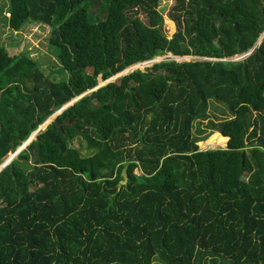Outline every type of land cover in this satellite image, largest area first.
<instances>
[{
	"label": "trees",
	"instance_id": "16d2710c",
	"mask_svg": "<svg viewBox=\"0 0 264 264\" xmlns=\"http://www.w3.org/2000/svg\"><path fill=\"white\" fill-rule=\"evenodd\" d=\"M159 4L8 1L13 29L51 27L68 76L0 44V164L94 90L0 171V264H264V0H176L171 35ZM167 53L199 58L96 88ZM212 102L231 115L211 121L208 144L222 146L204 150L192 128Z\"/></svg>",
	"mask_w": 264,
	"mask_h": 264
},
{
	"label": "rangeland",
	"instance_id": "374dc122",
	"mask_svg": "<svg viewBox=\"0 0 264 264\" xmlns=\"http://www.w3.org/2000/svg\"><path fill=\"white\" fill-rule=\"evenodd\" d=\"M9 0H3L1 6L7 7ZM176 0H160V4L158 9L163 15L162 27L166 31L168 35H171L176 31V24L172 20L169 11L171 7L175 4ZM0 6V9L2 8ZM96 7H93L95 9ZM92 9V10H93ZM96 10V9H95ZM140 17L148 21V17L144 12L139 13ZM0 23L2 27V31L0 34V44L5 46L7 50L11 54H15L18 52H25L30 57L34 58L38 61L41 69L44 71L46 75H48L53 80H61L65 79L68 76V72L63 69L62 62L59 57V47L52 44L50 41V37L52 35L51 27L49 25H44L32 20H28L20 30L12 29L9 25L8 19H5V13L2 8ZM159 59L157 61L166 60L168 58H177L180 60H191L197 59V56H175L172 53H167L161 56H157ZM156 57V58H157ZM232 59H240L243 56H234L231 57ZM203 59H206L204 57ZM149 61H144L143 63H138L131 67V69L141 68L144 69ZM134 67V68H133ZM92 71V69H89ZM119 79V77H115V80ZM221 103L219 102H212L210 104V109L208 111V117L205 119H201L200 121L194 124L192 128V136L198 139L197 143L200 149H209V148H216L220 143H212L208 144L209 137L218 129H215L213 125H211V121L214 122L216 125L225 117H229L231 115L230 112L225 107L220 108ZM200 122V124H199ZM227 143V141H226ZM226 143L223 146H226ZM72 145L79 148L83 155H90L96 151V149H87L86 148V141L81 137L77 136L73 139ZM13 153V152H12ZM136 172L139 173L140 170L136 169ZM1 261V259H0ZM113 264H120V263H113ZM153 264H165L162 260L155 259Z\"/></svg>",
	"mask_w": 264,
	"mask_h": 264
},
{
	"label": "water",
	"instance_id": "95a60500",
	"mask_svg": "<svg viewBox=\"0 0 264 264\" xmlns=\"http://www.w3.org/2000/svg\"><path fill=\"white\" fill-rule=\"evenodd\" d=\"M254 50V48H252V49H250L248 52H246V53H242V54H239L238 56H243V57H245V56H247V55H249L252 51ZM157 57V56H156ZM153 58V59H151L150 61L151 62H149L148 64H146V65H153L154 64V62H156L158 59H159V57H157V58ZM239 59V58H238ZM147 62V61H146ZM140 63H143V62H140ZM138 64V63H137ZM134 65H136V64H134ZM133 65V66H134ZM131 67L132 66H130V67H128L127 69H125V70H123L122 72H119V73H117L116 75H114V76H112V77H110V78H108V79H106V80H104V81H102L99 85H97L96 86V88L97 87H99V86H101V85H103V84H107L108 82H110V81H115V77H120V76H123V75H125V74H128V73H130V72H132V71H134L135 69H131ZM94 90V88L93 89H91V90H88L87 92H84L83 94H81L80 96H76V97H74L72 100H70L67 104H65L64 106H62L59 110H57L54 114H52L51 116H49L48 117V119L44 122V123H42L41 125H40V127L36 130V131H34V132H32L31 133V135H30V137L28 138V140L27 141H25L24 143H23V145L21 146V147H19V149L15 152V153H13V154H11L9 157H7L4 161H3V163L0 165V171L8 164V163H10V161L22 150V149H24L25 147H26V145L27 144H29V142L31 141V140H33V139H35L36 137H37V134H38V132L39 131H41L42 130V128H43V126L45 125V124H47V122L49 121V122H51V121H53L56 117H57V115H59V113H61L65 108H67L69 105H71L74 101H76L78 98H80L81 96H83V95H85V94H87V93H90L91 91H93ZM245 155H246V152H243L242 153V156H243V163H244V161H245ZM124 159V156H120V157H118L117 158V162H120V161H122ZM93 176V175H92ZM122 176H123V179L121 180V182H120V184L122 185V184H126L127 183V181H128V178H129V176H128V164H126L125 166H124V168H123V170H122Z\"/></svg>",
	"mask_w": 264,
	"mask_h": 264
},
{
	"label": "clouds",
	"instance_id": "9594fccd",
	"mask_svg": "<svg viewBox=\"0 0 264 264\" xmlns=\"http://www.w3.org/2000/svg\"><path fill=\"white\" fill-rule=\"evenodd\" d=\"M7 11H9V10H8V7L4 9V13H5V16H6V17H10L11 14H10V15H7V13H6ZM9 12H10V11H9ZM41 24H42V23H41ZM11 28H12V27H11ZM12 29H13V28H12ZM102 81H104V80H102ZM102 81H101V82H102ZM101 82H100V83H101ZM90 90H91V89H90ZM86 92H87V91H86ZM79 96H80V95H79ZM78 99H79V98H78ZM66 104H67V103H66ZM63 106H64V105H63ZM69 106H70V105H69ZM47 119H48V118H47ZM47 119H46V120H47ZM46 120H45V121H46ZM36 130H37V129H36ZM36 130H35V131H36ZM33 132H34V131H33ZM39 132H40V131H39ZM39 132H38V133H39ZM29 137H30V136H29ZM36 138H37V137H36ZM36 138H35V139H36ZM27 140H28V139H27ZM27 140H26V141H27ZM33 140H34V139H33ZM31 141H32V140H31ZM31 141H30V142H31ZM24 142H25V141H24ZM24 142H23V143H24ZM30 142H29V143H30ZM22 145H23V144H21L19 147H21ZM27 145H28V144H27ZM27 145H26V147H27ZM19 147H18L15 151H12V152L15 153V152L19 149ZM26 147H25V148H26ZM25 148H24V149H25ZM22 150H23V149H22ZM22 150H21V151H22ZM21 151H20V152H21ZM12 152H10V153L8 154L7 157H9L11 154H13ZM20 152H19V153H20ZM19 153H18V154H19ZM18 154H17L15 157H17ZM7 157H6V158H7ZM15 157H14V158H15ZM6 158H5V159H6ZM5 159H4V160H5ZM0 165H1V164H0Z\"/></svg>",
	"mask_w": 264,
	"mask_h": 264
},
{
	"label": "built area",
	"instance_id": "2783aa9c",
	"mask_svg": "<svg viewBox=\"0 0 264 264\" xmlns=\"http://www.w3.org/2000/svg\"><path fill=\"white\" fill-rule=\"evenodd\" d=\"M6 13H7V15H10V12L9 11H7ZM206 59H210V58H206Z\"/></svg>",
	"mask_w": 264,
	"mask_h": 264
},
{
	"label": "bare ground",
	"instance_id": "6f19581e",
	"mask_svg": "<svg viewBox=\"0 0 264 264\" xmlns=\"http://www.w3.org/2000/svg\"><path fill=\"white\" fill-rule=\"evenodd\" d=\"M134 68V67H133Z\"/></svg>",
	"mask_w": 264,
	"mask_h": 264
}]
</instances>
